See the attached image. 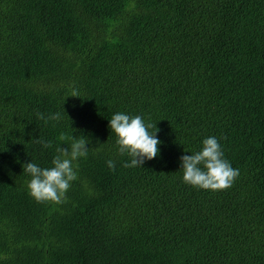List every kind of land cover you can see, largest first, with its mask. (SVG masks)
Here are the masks:
<instances>
[{"label": "trees", "instance_id": "trees-1", "mask_svg": "<svg viewBox=\"0 0 264 264\" xmlns=\"http://www.w3.org/2000/svg\"><path fill=\"white\" fill-rule=\"evenodd\" d=\"M0 11V264H264V0H0ZM56 111L63 121L37 116ZM117 111L156 125V157L125 166ZM72 128L89 138L78 179L63 203L38 202L25 163L50 167ZM209 135L239 169L225 189L182 179L180 157Z\"/></svg>", "mask_w": 264, "mask_h": 264}, {"label": "clouds", "instance_id": "clouds-1", "mask_svg": "<svg viewBox=\"0 0 264 264\" xmlns=\"http://www.w3.org/2000/svg\"><path fill=\"white\" fill-rule=\"evenodd\" d=\"M70 95L81 96L76 91ZM37 116L45 123L60 122L65 119L61 111L48 115L40 112ZM109 127L116 134L118 152L126 153L131 157L130 160L125 161V166H141L146 159L157 156L161 143L156 135L158 129L155 125V130H152L154 125L146 121L142 114L114 112L109 119ZM74 131L73 129L71 135L61 136L65 146H62V143L56 145L50 167H42L31 159L25 163L26 167L23 170L30 176L27 189L38 202L63 203L72 182L78 179L79 160L88 155L90 147L89 138L84 134L73 135ZM36 139L42 148L53 146V141L50 139L41 138L40 135ZM107 164L110 168L115 167V162L111 159ZM180 169L186 184L207 190L228 188L239 175V169L233 167L225 157L219 139L214 135L205 137L199 150L182 155Z\"/></svg>", "mask_w": 264, "mask_h": 264}, {"label": "bare ground", "instance_id": "bare-ground-1", "mask_svg": "<svg viewBox=\"0 0 264 264\" xmlns=\"http://www.w3.org/2000/svg\"><path fill=\"white\" fill-rule=\"evenodd\" d=\"M202 3V2H201ZM7 4V3H6ZM252 4V3H251ZM197 9V8H196ZM1 12V11H0ZM199 12V11H198ZM195 13V12H194ZM86 14V13H85ZM15 15V14H14ZM196 15V14H195ZM197 16V15H196ZM199 16V15H198ZM215 17V16H214ZM217 17V16H216ZM258 18V17H257ZM27 26V25H26ZM91 27V26H90ZM28 28V27H27ZM98 28V27H97ZM260 29V28H259ZM26 30V29H25ZM91 31V30H90ZM22 32V31H21ZM243 32V30H242ZM92 33V32H91ZM241 33V32H240ZM93 34V33H92ZM108 36V35H107ZM196 40V39H195ZM176 41V40H175ZM137 51V50H136ZM142 51V50H141Z\"/></svg>", "mask_w": 264, "mask_h": 264}]
</instances>
